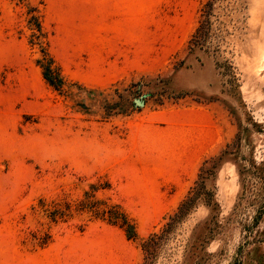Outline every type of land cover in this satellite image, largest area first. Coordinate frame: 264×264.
Returning <instances> with one entry per match:
<instances>
[{"label":"rangeland","instance_id":"obj_1","mask_svg":"<svg viewBox=\"0 0 264 264\" xmlns=\"http://www.w3.org/2000/svg\"><path fill=\"white\" fill-rule=\"evenodd\" d=\"M208 1L0 0V264H264V0Z\"/></svg>","mask_w":264,"mask_h":264},{"label":"trees","instance_id":"obj_2","mask_svg":"<svg viewBox=\"0 0 264 264\" xmlns=\"http://www.w3.org/2000/svg\"><path fill=\"white\" fill-rule=\"evenodd\" d=\"M217 0H209L205 5V14L204 16L207 18L209 16V11H211L214 7V4ZM204 11V9H203ZM207 12V14H206ZM208 21L205 20L201 22L199 27L197 28L196 32L193 34V37L190 41V44L193 46L203 45L205 42L207 32L205 31L206 24ZM52 73V72H50ZM50 81L53 84L57 83L56 78H51ZM59 85V84H58ZM206 164V163H205ZM204 172V167L201 169V173ZM206 186L204 182H197L195 187H192L189 194L187 195L186 199L181 203L177 212L174 216L170 217L171 222L167 224L168 228H173L175 224L180 223L187 215L190 214L192 209L197 205L199 200L203 197L206 193ZM158 238V234H153L147 241L144 242L143 248L145 252L149 255L152 254V251L155 250L157 245L156 239Z\"/></svg>","mask_w":264,"mask_h":264}]
</instances>
